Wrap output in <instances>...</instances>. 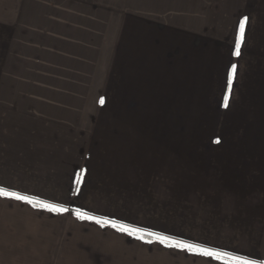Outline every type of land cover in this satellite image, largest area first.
<instances>
[{"label": "crops", "instance_id": "obj_1", "mask_svg": "<svg viewBox=\"0 0 264 264\" xmlns=\"http://www.w3.org/2000/svg\"><path fill=\"white\" fill-rule=\"evenodd\" d=\"M118 100L123 108L100 111ZM109 114L123 157L111 146L92 159ZM0 149L27 159L12 163L23 185L0 188L61 206L57 189L74 209L135 226L154 219L158 231L171 221L173 238L264 261V0H0ZM181 183L192 188L182 190L187 213ZM20 204L27 241L45 246L38 260H75L65 234L87 220ZM159 245L176 264H224Z\"/></svg>", "mask_w": 264, "mask_h": 264}, {"label": "rangeland", "instance_id": "obj_2", "mask_svg": "<svg viewBox=\"0 0 264 264\" xmlns=\"http://www.w3.org/2000/svg\"><path fill=\"white\" fill-rule=\"evenodd\" d=\"M117 89L119 90V94H121L123 87L118 85ZM110 104L112 105L110 108L103 107L100 109V111L102 110L111 111L113 110V108L115 109L123 108V101L120 102L118 100ZM176 104L178 105L177 108L179 109L180 112L187 110L186 102L181 98L177 101ZM136 105L137 104L133 103V106ZM117 120H119V118L118 119L113 118L111 117V114L107 115L106 118H101V121L103 123V130L101 132H103L104 135L100 133L101 135H94L95 137L93 138H96L94 142L96 144H100V146L102 147L96 149L95 155L93 152V154L90 156L92 159L100 158L103 154L110 157V153L112 152L111 146H113L114 148L115 146H117V150L121 153L120 154L116 153V156L120 155L119 157H123L122 147H124L125 144L123 133H118V132L113 133V129L111 130L112 133L110 134L108 133V129L110 128V126L113 125L112 122H117ZM176 123L180 124L181 127L183 125H186L184 118L182 117H180L179 122H175V121L172 122L174 128H175L174 124ZM209 126L213 129L219 128V123L217 120L212 119ZM105 127L107 128L104 129ZM103 137H105L104 140L106 142V148H103L102 145L104 144ZM109 142L112 144L110 145ZM19 154H23V155H17V157L20 158H16V159H12L11 157H6L5 159V156H3L4 150L0 149V186L1 187H6V186L8 187V185L10 186L23 185L21 178H19L18 172L14 170L15 166L12 165V163L15 160L16 162H21V163H23V160L26 162L27 159L25 158L21 159V157L24 156V153H19ZM30 167L32 166H27V164L21 166V168H24L25 171ZM66 169L70 170V167ZM29 172H33V171L29 169L28 173ZM51 177L52 180L50 182L55 183L58 182L57 180H60L62 176L59 177L58 175L59 177L58 178L57 175L53 174ZM47 184H49V182H47L46 185ZM183 184H185V186ZM196 185L200 186L201 183H196ZM34 186L35 187L30 188V190L34 193H37L38 195L41 194L43 191H45L44 187L40 184H34ZM186 186L187 183H181V187H180L181 189L180 209L184 213H187L188 203H186L187 198L185 197V195L188 194L186 191L183 192L182 190L192 189L191 187L188 188ZM58 194L59 191L57 189L53 190L51 199L53 201H61V203H65L68 205V206L65 204L61 205L62 207L68 209V211L65 212L66 214L64 215H68L69 217L77 216L76 210L79 208L74 209L70 207L69 200H67L65 197L57 196ZM38 199L41 200L40 198ZM20 203L22 202L19 200L0 196V264H176L177 263L174 262V259H171L170 257H167V255H164L163 251L160 248L159 245L160 243L158 242L152 243L144 239H140L139 236L135 237L133 235H128L125 232H121L118 229L111 227L110 224H108L105 227L106 228L105 230L101 229L100 232H97V230H94L96 229L94 228V226L98 224L94 220H87V219H83L87 221L81 223L80 225L71 226V228H69L65 234V237L67 238V245H65L64 250L66 249L65 253L69 255H64V257L66 258L72 257L75 258V260L68 259L57 262H45L43 260H38L39 258L40 259L44 258L43 250L45 249V246H43L42 240L39 241L38 239H36L37 237L36 235L32 237V240L29 238L28 240L30 241H27V235L29 233H32V231L28 230L27 228H30L32 226L30 225L31 224L30 221L29 223H26L27 221H23L24 219L21 218L22 217L21 214H20L21 217H19L15 213L16 211L17 212L19 211V212H24L26 214L27 210L26 208H23V206L25 205H21ZM50 203L56 204L53 202ZM83 204H87L86 201L83 202ZM110 211L113 212V209ZM164 211L166 212H163L162 216H165L166 218L168 215L170 218V212H171L170 207L168 208L165 207ZM88 214L91 216H95L90 213ZM150 217L155 218V215L153 214ZM43 218H44V214L39 212V214H36L34 220H36L38 224V222L40 220H43ZM109 221H113V220H109ZM36 222L33 221V223ZM117 223L124 224L122 222H117ZM142 223L143 224L140 223L137 224V226L135 225H131V226L135 228L144 229L146 230V232L159 233L163 236L171 237L170 235L171 221L169 223H164V227H163L164 231L151 229L156 226L162 227L160 226L162 225L160 224L161 222L156 223L154 219L153 221L142 222ZM125 225H129V224H125ZM145 226H148V228H144ZM115 231L117 232V234L114 233ZM100 237L101 239H98ZM173 239L183 240L176 238Z\"/></svg>", "mask_w": 264, "mask_h": 264}, {"label": "snow or ice", "instance_id": "obj_3", "mask_svg": "<svg viewBox=\"0 0 264 264\" xmlns=\"http://www.w3.org/2000/svg\"><path fill=\"white\" fill-rule=\"evenodd\" d=\"M246 23H247V17H245L244 20L241 21L239 24V37H238V41H237L236 49L234 53L236 56L240 55V47L244 40ZM235 71H236V66L233 65L230 76H229V80H228L227 95L224 99L225 107H227L228 105V98L230 97V94H231L232 79L235 76ZM100 103L103 104L104 100L101 99ZM0 196L26 202L33 206H38L40 208L47 209L52 212L63 213V212L68 211L67 208H64L60 205L51 204L46 201L39 200L36 197L24 195L19 192H10L3 188H0ZM76 214L79 219L94 220L96 223H99V224H110L111 227L116 228L121 232H125L128 235H138L140 239H143L144 235L154 236L156 240L162 244H167L168 246H171V247H176L182 250H187L189 252L196 253V254H199V255H202L208 258H212L215 260H223L224 264H264V261H256V260H252L247 257H244V256H237L231 253L221 252L214 248L204 247L200 244H195V243H191V242L184 241V240H175L172 237L163 236L159 233L146 232V230L144 229L135 228V227H132L131 225L120 224L115 221H109L103 218L91 216L87 212H83L80 209L76 210Z\"/></svg>", "mask_w": 264, "mask_h": 264}, {"label": "trees", "instance_id": "obj_4", "mask_svg": "<svg viewBox=\"0 0 264 264\" xmlns=\"http://www.w3.org/2000/svg\"><path fill=\"white\" fill-rule=\"evenodd\" d=\"M107 226L108 224H102ZM138 236V235H137ZM144 239L146 240H150V241H157L156 238L154 236H150V235H144Z\"/></svg>", "mask_w": 264, "mask_h": 264}]
</instances>
